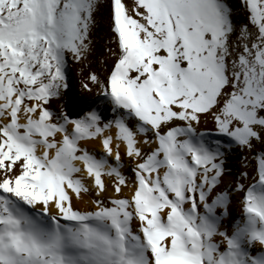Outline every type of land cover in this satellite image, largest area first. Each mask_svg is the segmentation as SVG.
<instances>
[{
	"label": "snow or ice",
	"instance_id": "snow-or-ice-1",
	"mask_svg": "<svg viewBox=\"0 0 264 264\" xmlns=\"http://www.w3.org/2000/svg\"><path fill=\"white\" fill-rule=\"evenodd\" d=\"M0 264H264V0H0Z\"/></svg>",
	"mask_w": 264,
	"mask_h": 264
},
{
	"label": "bare ground",
	"instance_id": "bare-ground-1",
	"mask_svg": "<svg viewBox=\"0 0 264 264\" xmlns=\"http://www.w3.org/2000/svg\"><path fill=\"white\" fill-rule=\"evenodd\" d=\"M76 69H73L72 74V85H73V95L80 101H91L93 98L89 96H84L80 94L79 88H78V78L76 77ZM235 211V209H234Z\"/></svg>",
	"mask_w": 264,
	"mask_h": 264
},
{
	"label": "rangeland",
	"instance_id": "rangeland-1",
	"mask_svg": "<svg viewBox=\"0 0 264 264\" xmlns=\"http://www.w3.org/2000/svg\"><path fill=\"white\" fill-rule=\"evenodd\" d=\"M74 96V95H73ZM75 97V96H74ZM75 100L77 101V102H80L76 97H75Z\"/></svg>",
	"mask_w": 264,
	"mask_h": 264
}]
</instances>
